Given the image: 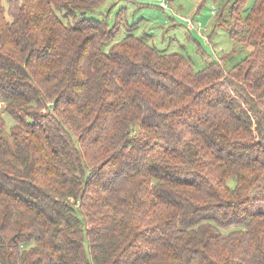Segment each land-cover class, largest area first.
I'll return each mask as SVG.
<instances>
[{
	"label": "trees",
	"instance_id": "16d2710c",
	"mask_svg": "<svg viewBox=\"0 0 264 264\" xmlns=\"http://www.w3.org/2000/svg\"><path fill=\"white\" fill-rule=\"evenodd\" d=\"M105 1L0 0V264H264V0L200 70Z\"/></svg>",
	"mask_w": 264,
	"mask_h": 264
},
{
	"label": "rangeland",
	"instance_id": "374dc122",
	"mask_svg": "<svg viewBox=\"0 0 264 264\" xmlns=\"http://www.w3.org/2000/svg\"><path fill=\"white\" fill-rule=\"evenodd\" d=\"M233 0H173L170 9H164L158 0H106L96 17L108 16L111 26L116 20L122 25L115 41L128 34L146 37L148 42L163 52H180L189 57L197 70L213 61H221L230 68L242 61L250 48L231 36V28L219 24L216 12L226 8L229 12ZM255 0H249L247 8ZM245 13V12H244ZM229 14V13H228ZM228 14L225 19H228ZM183 18L198 19L204 28L200 35L187 29ZM111 44L105 45L108 51ZM225 55L227 57L223 58ZM8 128L13 120L6 115Z\"/></svg>",
	"mask_w": 264,
	"mask_h": 264
},
{
	"label": "built area",
	"instance_id": "2783aa9c",
	"mask_svg": "<svg viewBox=\"0 0 264 264\" xmlns=\"http://www.w3.org/2000/svg\"><path fill=\"white\" fill-rule=\"evenodd\" d=\"M160 3L164 6L165 9H168L170 7L169 0H158ZM183 21L186 23V26L188 29L192 31H200L202 29V23L198 19H188L183 18Z\"/></svg>",
	"mask_w": 264,
	"mask_h": 264
}]
</instances>
